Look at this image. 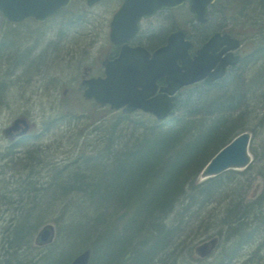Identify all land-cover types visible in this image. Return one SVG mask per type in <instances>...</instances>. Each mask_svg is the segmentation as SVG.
I'll use <instances>...</instances> for the list:
<instances>
[{
  "label": "trees",
  "instance_id": "obj_1",
  "mask_svg": "<svg viewBox=\"0 0 264 264\" xmlns=\"http://www.w3.org/2000/svg\"><path fill=\"white\" fill-rule=\"evenodd\" d=\"M217 4L212 8L228 15V31L242 41L241 61L219 80L180 89L163 120L117 112L98 149L85 153L83 165L64 178V167L54 163L46 169L49 181H42L43 171L36 169L45 150H26L20 159L37 164L24 173L22 164L12 187L0 181V213H9L3 219L0 264H68L84 248L91 250L88 264H157L177 256L174 244L183 230H219L217 253L209 264H231L244 245L258 238L255 253H264V0ZM0 18L7 21L1 13ZM77 21L62 18L56 38ZM56 119L61 116L47 124ZM120 124L131 132L123 134ZM247 128L252 161L200 181L211 156ZM28 138L10 142L6 151L13 154ZM258 179L262 186L255 193ZM48 212L58 213L53 222L62 231L32 258L30 236Z\"/></svg>",
  "mask_w": 264,
  "mask_h": 264
},
{
  "label": "rangeland",
  "instance_id": "obj_2",
  "mask_svg": "<svg viewBox=\"0 0 264 264\" xmlns=\"http://www.w3.org/2000/svg\"><path fill=\"white\" fill-rule=\"evenodd\" d=\"M121 1L102 0L87 6L85 0H72L66 10L60 11L42 23L27 20L15 24L0 18V42H2L0 45V82L2 81L0 181L4 179L7 187H12V182L19 177L22 164L26 163L24 164L26 169L22 173L27 172L29 166L37 164L38 160L32 162L20 159L26 150H45L41 163L38 164L40 167L36 170L43 171L42 181H49L46 170L48 165L50 167L55 163L64 167L61 174L64 178L63 175L69 174L75 166L83 165L81 161L85 153L98 149L100 139L109 130L117 112L108 106H100L84 99L80 81L85 68L88 69L89 75L100 70L98 54L109 51V22ZM218 3L217 6H235L236 0H218ZM213 14L216 15L214 8L211 10V15ZM68 16L78 18V21L72 23L65 32H61L57 39L60 22L62 18ZM191 19L188 5H183L175 10L160 12L149 21L153 24L162 22L158 30L160 34L169 32L177 25L188 26L187 22ZM220 21L224 22L225 29L228 30V22H230L228 15ZM144 42L151 44L148 39ZM242 49L243 47L240 46V51ZM94 115L99 116L97 121L92 118ZM57 116H61V119H56L57 121L50 125L47 124ZM132 116L139 117L140 114L134 113ZM15 119L26 121L28 129L24 136L29 138L25 146L16 148L14 153L10 154L6 151V147L14 141V138L8 133V128ZM118 127L125 135L132 130L125 124H120ZM248 131L252 134L250 129ZM260 136L261 134H258V137ZM255 144L258 153L263 155L259 140L255 139ZM45 154L47 157H44ZM251 158H253L252 153ZM254 186V192H259L262 181L258 179ZM71 197L70 195L64 198L62 203L67 205ZM8 214L7 211L0 213V237L4 226L3 219H7ZM57 214V212L55 214L48 212L40 226L33 230L30 236L32 258L37 257L43 249L52 246L58 239L62 230H58L56 223L53 222V217ZM44 225H49L53 233L48 243L40 245L36 241V235ZM218 231L183 230L174 244L176 248L173 252L177 256L173 258L170 255L171 257L158 259L156 263H211L220 241ZM221 231L225 232V230ZM259 242L260 238L244 245L231 264H259L263 261L264 253L262 251L255 253Z\"/></svg>",
  "mask_w": 264,
  "mask_h": 264
},
{
  "label": "water",
  "instance_id": "obj_3",
  "mask_svg": "<svg viewBox=\"0 0 264 264\" xmlns=\"http://www.w3.org/2000/svg\"><path fill=\"white\" fill-rule=\"evenodd\" d=\"M71 0H0V12L11 22H21L27 17L44 21L67 6ZM99 0H86L92 5ZM185 0H123L110 23V39L113 43L123 42L114 59H105L104 77H90L82 80L85 85L83 96L111 109H122L131 113L137 109L150 112L159 120L173 109L176 92L185 85L201 79L213 81L225 74L226 67L239 60L233 49L240 45L239 39L228 33L214 34L192 58L188 52L192 41L185 39L186 30L178 28L169 33L165 44L153 52L142 46H130L127 40L137 31V21L158 9L175 7ZM190 10L200 22L206 21L208 6L215 0H189ZM219 51L218 49L221 47ZM225 53V54H224ZM178 60L181 63H178ZM163 77L165 84L159 86L156 80ZM28 125L23 119H16L9 131ZM250 133L240 132L221 147L205 164L200 173L204 179L228 169L245 167L250 162L248 150ZM52 229L43 226L37 234V242L50 240ZM90 249L80 251L69 264H88Z\"/></svg>",
  "mask_w": 264,
  "mask_h": 264
},
{
  "label": "flooded vegetation",
  "instance_id": "obj_4",
  "mask_svg": "<svg viewBox=\"0 0 264 264\" xmlns=\"http://www.w3.org/2000/svg\"><path fill=\"white\" fill-rule=\"evenodd\" d=\"M184 4H188V1L185 2ZM190 4V3H189ZM165 10H170V9H160L157 10L154 14L148 16V17H144L142 16L139 20H138V27H137V31L127 40V43L130 46H142L143 48L145 47L147 50H149L150 52H153L156 48H158L159 46L163 45L166 42L168 33H158V30L161 28L162 22L160 21V24H153L152 22L149 21V19L155 15H157L160 12H163ZM216 15L214 17H212L213 15H211V10L208 9V15H207V20L205 22H199L196 20V17L193 13L190 12L192 19L191 21H189V26L186 29L187 30V34H186V39L191 40L193 43L189 48V53L190 55L193 57L196 52L197 49L202 46L205 42H207L215 33H219L220 35H223L224 33H228V30L225 29V24L224 22H221L220 19L224 18L222 16V13L215 11ZM210 14V17H209ZM168 19V18H167ZM210 21V22H209ZM145 39L150 40L151 44H146L144 42ZM122 42L119 43H112L109 40L108 43V47H109V51H107L105 54H98V62H99V66H100V70L96 73H94L92 76L94 77H100V76H104V67H103V61L108 58V59H114L120 51ZM222 49V47H220L218 50L220 51ZM235 53H239L238 51H235ZM233 65H229L227 67L226 73L229 71V69L232 67ZM82 75H86V76H91L89 75V71L87 68H85L82 72ZM81 75V77H82ZM205 80H201V82H203ZM156 83L161 86L165 84V80L163 77H159L156 80ZM17 132L18 129L16 131H13L10 136L11 138H17Z\"/></svg>",
  "mask_w": 264,
  "mask_h": 264
},
{
  "label": "bare ground",
  "instance_id": "obj_5",
  "mask_svg": "<svg viewBox=\"0 0 264 264\" xmlns=\"http://www.w3.org/2000/svg\"><path fill=\"white\" fill-rule=\"evenodd\" d=\"M249 130V129H248ZM248 130H243V131H247V132H249ZM251 137H252V134H251ZM80 252V251H79ZM79 252H77L72 258H71V260L68 262V264L72 261V259L79 253Z\"/></svg>",
  "mask_w": 264,
  "mask_h": 264
}]
</instances>
